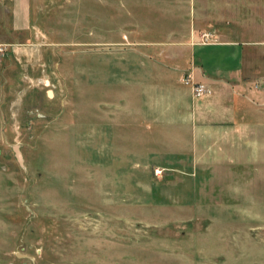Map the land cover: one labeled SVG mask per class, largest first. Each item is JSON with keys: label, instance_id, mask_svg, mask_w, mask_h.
Segmentation results:
<instances>
[{"label": "rangeland", "instance_id": "1", "mask_svg": "<svg viewBox=\"0 0 264 264\" xmlns=\"http://www.w3.org/2000/svg\"><path fill=\"white\" fill-rule=\"evenodd\" d=\"M202 60L256 114L197 133ZM250 116L264 0H0V264H264Z\"/></svg>", "mask_w": 264, "mask_h": 264}, {"label": "crops", "instance_id": "2", "mask_svg": "<svg viewBox=\"0 0 264 264\" xmlns=\"http://www.w3.org/2000/svg\"><path fill=\"white\" fill-rule=\"evenodd\" d=\"M229 43H235V41ZM204 63V61L201 63L202 67H193L190 71L196 79L207 83L211 88V92L194 96L190 89L191 94H188L187 88L183 89L188 96L186 97L185 108L182 109L183 112L180 111L181 116H184L189 123H192L194 126L197 125V129L195 130L197 133H206L215 128H221L222 130L225 126L236 124L238 116L240 117L242 114L244 117H246V114H256V108L247 104L243 99L246 95L241 96L239 90L241 85L237 80L222 78L220 75H216L213 70L211 71L212 73L209 72V69L206 67L207 65ZM241 70L242 66L236 67L230 71V75L234 76ZM247 90L250 95L256 96L259 93L253 87H249ZM179 101L178 98L175 99L173 104L175 108H177ZM247 124L246 155L250 157L252 165L259 160L262 164L264 158V119L262 116H252Z\"/></svg>", "mask_w": 264, "mask_h": 264}, {"label": "built area", "instance_id": "3", "mask_svg": "<svg viewBox=\"0 0 264 264\" xmlns=\"http://www.w3.org/2000/svg\"><path fill=\"white\" fill-rule=\"evenodd\" d=\"M202 38L207 39L208 37L212 36L210 33L205 32L201 34ZM183 81L185 84H188L190 86L191 89V93L194 96H200L203 94H208L211 92V88L208 86V84H206L205 82H199L194 80L193 74L192 72L188 71L184 77H183ZM255 88H258L257 85H255Z\"/></svg>", "mask_w": 264, "mask_h": 264}, {"label": "water", "instance_id": "4", "mask_svg": "<svg viewBox=\"0 0 264 264\" xmlns=\"http://www.w3.org/2000/svg\"><path fill=\"white\" fill-rule=\"evenodd\" d=\"M15 150H16V152H17V155L20 157L18 150H17V149H15Z\"/></svg>", "mask_w": 264, "mask_h": 264}]
</instances>
